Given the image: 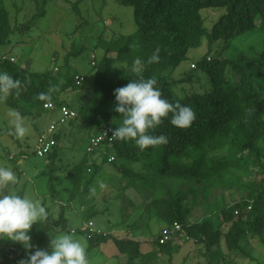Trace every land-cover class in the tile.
I'll return each instance as SVG.
<instances>
[{"label": "trees", "instance_id": "trees-1", "mask_svg": "<svg viewBox=\"0 0 264 264\" xmlns=\"http://www.w3.org/2000/svg\"><path fill=\"white\" fill-rule=\"evenodd\" d=\"M82 1L71 4L81 18ZM115 1L133 8L136 31L95 44L94 50L100 48L105 53L94 68L91 94L79 101L77 94L84 90V84L76 83L78 73L70 72V59L78 57L86 48L73 46L65 57L64 67L68 68L65 72L59 68L55 72L57 66L34 72L28 66L12 62L6 56L5 48L11 44L16 28L11 23L5 0H0V71L20 81L19 89L7 94L6 105L33 119L48 113L44 107L47 103L57 107L69 105L76 111V116L64 125L86 128L96 134L106 127L115 130L121 123L120 114L114 111L115 89L124 87L130 80L155 77L162 98L173 104L179 101L192 107L195 119L190 127L178 128L171 124L172 114L169 113L158 126L149 130L151 135L167 137L168 142L143 150L132 139L115 137L112 141L106 139L89 153V138L86 155L66 175L70 187L65 189L67 205H62L60 218L51 222L47 212L46 221L32 227L37 245L46 241L52 223L60 230L66 229L68 219L65 210L76 199L94 201L93 204L88 202L89 208L83 210L89 220L100 212L96 210L100 188L97 179L109 165L114 173L120 174L119 177L111 176L120 183L118 194L128 191L146 194L150 201L151 219L162 220V230L178 222L185 237H175L160 245L161 230L151 239L152 247L143 251L146 242L142 238H118L111 232L91 231L87 227L73 230L72 234L80 233L88 242L87 256L91 255L90 249L107 243L111 238L116 241L117 255L127 258L125 264H165L164 259L173 264L175 249L172 243L177 240L196 245L201 255L203 249L206 250L202 255L206 256V264H226L223 244L229 252L235 253L247 252L252 240L264 246V0ZM47 2L36 0L41 11L29 22L28 28L44 15ZM204 10L206 15L219 14L210 27L206 24L205 14L202 15ZM84 24L89 22H83L77 30ZM255 31L261 34L258 38L261 42L256 43L257 46L244 50L233 44L238 38L250 36ZM204 41L209 51L180 79H174L172 73L188 59L190 50L199 48ZM216 42L219 47L214 55ZM156 49H159V62L148 63ZM136 59H140L142 64L134 66ZM53 60L57 61L56 58ZM41 93L49 99L41 100ZM75 100L78 101L76 106ZM62 136L57 132L58 144L47 155L51 172L64 168L57 167L56 163L62 161ZM91 155H99L102 161L91 160ZM136 164L140 169H135ZM242 173H254L255 179L243 183ZM185 181L191 183L187 190L175 189V183ZM50 182L54 185L52 179ZM220 182L228 187L232 183L237 184L243 192L240 201L222 208L216 220L193 221L200 186L209 195L206 188ZM92 188L95 194L90 192ZM17 194L25 195L24 192ZM190 197L191 205H187ZM121 224H126L131 231L135 225L136 228L139 226V222L131 225L124 219ZM16 256L13 245L4 246L0 242V264H12Z\"/></svg>", "mask_w": 264, "mask_h": 264}, {"label": "rangeland", "instance_id": "rangeland-1", "mask_svg": "<svg viewBox=\"0 0 264 264\" xmlns=\"http://www.w3.org/2000/svg\"><path fill=\"white\" fill-rule=\"evenodd\" d=\"M39 1L42 2V0ZM77 1L48 0L44 8V15L38 17L28 28L29 22L33 21L34 16L41 11L36 0H5V5L11 15V23L16 28L15 34L12 35V42L5 48V51L6 54H9L7 56L15 57L19 64L28 66L34 72H43L56 66L60 71L63 69L65 72L68 69L64 67L65 57L71 52L73 46L76 48L85 47L86 49L82 54L70 59L71 67H69L71 73H79L86 77L83 83L84 90H81L79 94L76 93L79 95L80 101L81 98L83 100L91 94L95 80L94 68L97 67L105 53L100 48L94 50L95 44L102 40L110 41L120 37V35L133 34L136 31V26L132 7L118 4L115 0H84L80 3L81 18L71 5ZM206 12L204 10L202 15ZM204 16L207 26L210 27L218 19L219 14L212 13ZM85 21H88L89 24H84L80 30H77V27ZM260 36L261 34L255 31L250 36L245 35L238 38L233 41V44L248 50L256 43L261 42L260 39L258 40ZM218 47V42H216L213 48L214 55ZM208 51L209 47L206 41L199 48L190 50L188 59L172 73V77L180 79ZM93 55L96 57L95 65H92ZM110 56L114 57V54H110ZM210 57L213 58V56ZM54 58L57 59L56 62L53 60ZM6 97L7 94H0V167L11 169L16 177V183L0 185V191L24 192L26 196L43 204L49 212L51 222L55 221L61 216L62 205H67L65 203H67L68 195L65 193V189L70 187V184L66 175L69 169L86 155L85 148L93 132H89L86 128L59 126L58 131L63 135L60 149L62 161L58 160L56 163L57 167L63 166L64 168L61 171L53 170L51 172L48 166L50 161L48 162L47 156L39 157L34 153V150L37 138L42 133L47 132L52 123L58 122L59 113L48 111V115L43 113L36 119L23 116L28 132L24 137L17 138L14 126L10 123L8 116L9 110L12 108L6 105ZM77 102V100L74 101V106ZM21 153H23V157ZM11 156L13 159L10 158ZM90 159H96L99 163L102 161L99 155H91ZM135 169H140V166L136 164ZM240 175L243 183L255 179L254 173L250 175L242 173ZM111 176L119 177L120 174L114 173L112 167L106 165L97 179L99 185L100 182L105 185L104 188L99 186L98 198L96 199V210L100 212L92 220H89L83 210L89 208L90 203L88 202L93 204L94 201L78 198L69 207H66L65 213L68 219L66 229L60 230L55 223H52L48 230V237L43 244L37 245L33 228L28 233L31 237L29 243L33 246L31 248H25L19 242L1 239V244L4 246L13 245L17 251L16 259L13 260L14 263L12 264H20L36 248L48 250L50 239L61 233L71 234L74 238L79 239L86 246L87 252L88 242L80 233L72 234V231L83 228L90 222L94 224V231L111 232L113 236L118 238L125 237L135 240L142 238L146 242L143 244V251L149 250L152 247L151 239L159 234L164 223L157 218L151 219L149 215L150 201L146 194L132 193L131 191L118 194L120 183ZM51 179L54 185H51ZM111 182L114 183V186L111 185ZM190 186L191 183L186 181L175 183L176 190H187ZM207 190L209 195L204 193V187L200 186L198 204L193 210V221L216 220L222 208L239 202L243 194L242 189L234 183L228 187L223 186L220 182L206 188ZM191 201L192 197L189 198L187 205H191ZM123 219L131 225L139 222V226L136 228L135 225V229L131 231L126 224L123 225L125 222L121 224L122 226L119 225ZM215 222L217 223V221ZM177 242L172 243L175 249L173 264H206V256H202L206 254V250L203 249L201 255V250L196 245L184 244L183 241L179 240ZM117 250L116 241L111 238L107 243L90 249L89 264H125L127 258L120 259ZM246 251L242 253L229 252L223 244L226 264H264V246L262 244L252 240ZM244 253L250 255L246 256ZM164 260V263L168 264L167 259ZM150 264L155 263L151 262Z\"/></svg>", "mask_w": 264, "mask_h": 264}, {"label": "clouds", "instance_id": "clouds-1", "mask_svg": "<svg viewBox=\"0 0 264 264\" xmlns=\"http://www.w3.org/2000/svg\"><path fill=\"white\" fill-rule=\"evenodd\" d=\"M95 59V56L92 57V62H95ZM159 59V49H156L148 63L159 62ZM133 63L134 66H138L142 64V61L136 59ZM78 75L81 74L78 73ZM83 76L85 77V75ZM156 85L155 77L140 78L130 80L124 87L115 89L114 111L120 114L121 123L115 128L112 137L121 140L132 139L143 150L168 142L167 137L151 135L149 130L158 126L169 113L172 114L171 124L173 126L178 128L191 126L195 119L192 107L182 105L179 101L175 104L170 103L167 99L162 98V92ZM19 87L18 79H13L7 72L0 71V94H9L13 89H19ZM40 99H49V97L41 93ZM8 116L10 123L14 126L16 137H24L28 132V128L24 124L25 118L14 109L9 110ZM10 183H16L13 171L0 167V185ZM99 186L105 187L103 182H100ZM90 192L95 194V189H90ZM46 217L47 210L39 201L15 192L0 191V239L19 242L25 248H31L33 246L29 243L31 237L28 233L33 225H37ZM20 264H89V260L86 246L79 239L74 238L71 234L61 233L50 239L48 250L36 248Z\"/></svg>", "mask_w": 264, "mask_h": 264}, {"label": "built area", "instance_id": "built-area-1", "mask_svg": "<svg viewBox=\"0 0 264 264\" xmlns=\"http://www.w3.org/2000/svg\"><path fill=\"white\" fill-rule=\"evenodd\" d=\"M10 59L14 63L17 62L15 57H11ZM92 64L95 65V62L93 61ZM55 71H58V68H55ZM75 79L78 85H82L85 82V77L83 75H78ZM44 107L49 111L58 112L60 116L56 124L52 123L49 126L47 132H44L38 137L34 152L39 157H46L54 150V148L57 146V140L55 138V135L58 132V127L66 124L70 119H73L76 116V111L72 109L69 105H62L60 107H57L53 103H47L44 105ZM113 132L114 130L106 127L103 128L99 133L93 134L90 138V142L87 147V152H94L106 139L112 141L115 138L112 137ZM10 158L13 159L12 156ZM111 160H113V158H111L110 161ZM93 226V223L90 222L88 223L87 228L93 231ZM175 237H177V239H184L185 237L182 230V226L178 222L173 223L172 226L164 228L162 232H160L158 239L159 244L165 245L169 241H172Z\"/></svg>", "mask_w": 264, "mask_h": 264}, {"label": "crops", "instance_id": "crops-1", "mask_svg": "<svg viewBox=\"0 0 264 264\" xmlns=\"http://www.w3.org/2000/svg\"><path fill=\"white\" fill-rule=\"evenodd\" d=\"M49 162V161H48ZM162 227H163V225H162ZM18 252H20L19 250H18ZM120 257V259H122V258H124L123 256L121 257V256H119Z\"/></svg>", "mask_w": 264, "mask_h": 264}]
</instances>
